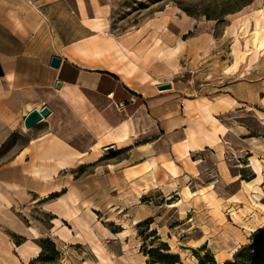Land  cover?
<instances>
[{
	"label": "rangeland",
	"instance_id": "obj_1",
	"mask_svg": "<svg viewBox=\"0 0 264 264\" xmlns=\"http://www.w3.org/2000/svg\"><path fill=\"white\" fill-rule=\"evenodd\" d=\"M99 3L83 51L147 103L121 148L56 99L29 129L25 102H0V264H264V0Z\"/></svg>",
	"mask_w": 264,
	"mask_h": 264
},
{
	"label": "crops",
	"instance_id": "obj_2",
	"mask_svg": "<svg viewBox=\"0 0 264 264\" xmlns=\"http://www.w3.org/2000/svg\"><path fill=\"white\" fill-rule=\"evenodd\" d=\"M105 7L99 0H0V102L20 101L42 106V103L56 99L73 111L75 117L86 119L84 125L89 128L96 127L91 120L99 117L102 119L98 124L100 129L116 128L126 122L128 141L127 121L135 119L141 112L134 106L137 100L147 103L146 92L134 89L117 72L100 66L92 47L83 51L84 19L92 24L99 17L96 11ZM85 27L89 29L85 37H94L96 30L88 24ZM83 54L88 60H82ZM52 56L61 58L57 69L49 66ZM57 82L60 83L58 88ZM154 85L157 87L158 84ZM156 87L150 92L152 99L162 96ZM45 106L52 108L50 104ZM50 111L54 113L53 109ZM151 117L156 124L162 125V117ZM42 136V139L54 138L51 148L55 145L60 149L67 144L56 132H45ZM126 141L123 144L126 145ZM97 143L96 138L94 144ZM59 160H62L61 164L50 165H53V174L45 181L69 167L64 163L65 158L54 159ZM55 192L60 191L53 190L48 194Z\"/></svg>",
	"mask_w": 264,
	"mask_h": 264
},
{
	"label": "water",
	"instance_id": "obj_3",
	"mask_svg": "<svg viewBox=\"0 0 264 264\" xmlns=\"http://www.w3.org/2000/svg\"><path fill=\"white\" fill-rule=\"evenodd\" d=\"M61 63V58L57 57V56H52L50 58L49 61V66L52 68H59ZM0 75H2V71L0 68ZM60 86V83L57 82L56 83V88H58ZM158 90H163V89H169L171 88V84L170 83H166V84H159L157 86ZM51 111L49 109V107L47 106H42L39 109H33L30 112H28V114H26V116L23 119V125L25 129H29L31 127H33L34 125H36L37 123H39L42 119L47 118L50 115ZM110 151L112 150V147L109 148Z\"/></svg>",
	"mask_w": 264,
	"mask_h": 264
},
{
	"label": "bare ground",
	"instance_id": "obj_4",
	"mask_svg": "<svg viewBox=\"0 0 264 264\" xmlns=\"http://www.w3.org/2000/svg\"><path fill=\"white\" fill-rule=\"evenodd\" d=\"M259 28L260 29L258 31H256L255 33L258 36L259 42L261 43V42L264 41V11H263V14H262V17H261L260 27ZM155 84H158V81L157 80H156ZM34 107H35V109H39L38 104H30V103H28L27 104V112H26V114H28V112H30ZM127 135H128V129H127V126H126V122H124L123 124H121L114 131L109 132L110 138L113 139V140H116L119 143H124L126 141ZM125 147H127V144L126 145H123V147H121V148H125ZM187 147L189 148V147H191V145L188 144ZM121 148H119V149H121ZM98 158H100V155L98 156ZM57 163L58 164H61L62 163V160L57 161ZM258 169L259 168L256 169L257 172H259ZM253 203H255V202H253ZM251 231H253V230H251ZM199 244L202 245L203 242H199L198 245ZM235 250L236 249H233L232 253H234ZM37 256H38V251H36L34 253L33 258H36ZM216 257L218 258V255H216ZM156 264H158V263H156Z\"/></svg>",
	"mask_w": 264,
	"mask_h": 264
},
{
	"label": "trees",
	"instance_id": "obj_5",
	"mask_svg": "<svg viewBox=\"0 0 264 264\" xmlns=\"http://www.w3.org/2000/svg\"><path fill=\"white\" fill-rule=\"evenodd\" d=\"M162 258H168V257L162 255V256H160V260H158V261H156V262H158V263H160V264H174V263L176 262V260H171L170 262H165ZM236 262H239V261L236 260V261L234 262V264H235ZM227 264H233V263H227Z\"/></svg>",
	"mask_w": 264,
	"mask_h": 264
}]
</instances>
